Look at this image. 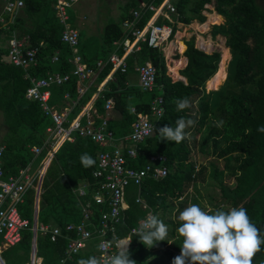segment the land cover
Segmentation results:
<instances>
[{
  "label": "trees",
  "instance_id": "obj_1",
  "mask_svg": "<svg viewBox=\"0 0 264 264\" xmlns=\"http://www.w3.org/2000/svg\"><path fill=\"white\" fill-rule=\"evenodd\" d=\"M140 1L142 0H128L120 21H110L104 26L102 46L98 52L90 56L84 52L80 32V52L84 61L92 66H96L100 59L106 61L104 67L98 69L97 83L103 82L113 68L112 62L108 61L110 55L113 52L123 54V40L127 30L122 27V22L132 16ZM144 1L160 5L164 0ZM172 1L176 5L178 18L190 23L193 19L205 20L203 9L212 0ZM24 2L25 5L0 30L6 31L8 36L15 32L20 38H27L30 46L38 48V66L30 69L32 75L46 76L54 71L70 74L66 82L52 85L50 103L60 108L65 106V94L69 93V101H76L71 114L73 118L92 98L97 85L89 87L82 96L78 94L79 80L73 74L74 63L70 61L72 50L61 39L64 26L56 15V0ZM215 7L225 17V21L214 25L212 33L214 36L222 34L226 37V45L232 55L224 83L219 89L212 88L218 90H207L206 85L218 71L222 56L220 50L208 54L195 46L194 37L187 40L185 50L184 42L179 39V48L181 51L185 50L184 55L188 58L187 65L180 73L187 80H174L168 73L162 48L141 41L140 48L128 56L127 71L118 69L112 74L95 99V106L100 114H105L107 99H115L114 109L119 116L110 120V126L117 135H121L131 131L132 123L137 117L132 111L133 107L140 112H150L153 99L158 94L163 95L165 112L156 121L154 134L140 143L138 159L130 161V164L141 167L151 154L161 153L167 156L168 175L162 179L146 178L140 190L155 215L165 224L169 221L168 213L177 207L178 201L188 195L190 186L199 191L202 186L207 189V185L216 183L221 188L222 200L213 208L204 206L203 209H212L214 212L244 207L264 236V132L257 131L258 127L264 126V8L257 0H215ZM152 12L145 11L138 23L140 27H144ZM7 17L9 20V16ZM71 21L74 22L72 15ZM221 21L222 19L218 22ZM203 27L206 25L201 26ZM56 54L59 58L53 61ZM2 55L3 52H0V113L3 115L6 131L0 137V144L4 146L5 174H17L31 162L32 170L36 173L45 153L35 157L31 147L43 143L53 120L44 113L38 101L26 97V91L31 85L30 79L26 77V70L9 59L3 60ZM147 61L157 67V87L153 91H144L139 86L128 84L130 70L135 68L137 62ZM184 62L185 59L177 61L171 70L178 75V68ZM185 97L189 99L190 107L177 111L173 99ZM181 117L194 121L192 126L185 129L188 134L186 139L180 143L161 140L159 129L166 124L175 127L176 120ZM190 134H204L206 142L200 147V152L209 154L206 145L210 140L213 145L211 154L216 159L223 160V166L220 167L213 159L209 163L198 164L193 157ZM102 149L92 138L75 133L74 140H66L51 161L43 179L38 220L51 227L63 228L64 235L52 240L49 233L38 230L36 255L42 258L43 264H78L81 258L97 255L98 239H93L88 247L68 257V240L74 233L67 232L65 227L82 219L88 200H92V219L97 223L100 222L101 211L108 209V203L97 204L93 199V193L99 184L93 173L98 166V155ZM84 153L93 158V165L85 167L81 163L80 157ZM227 178L232 179L233 183H228ZM85 181L89 182L88 195L82 196L79 187ZM138 193V186L131 184L127 187L129 207L124 218L109 231V237L128 235L131 228L145 216L147 209L137 202ZM35 198L36 192L32 188L19 206L22 216L29 220V225L23 229L19 243L4 250L7 264L31 263ZM179 226L180 223H176V227ZM168 233L171 236L177 234L174 229ZM169 241L168 235L166 240L158 241L149 248L134 235L129 247L130 259L135 260L136 264H159L153 257L157 250H165ZM253 264H264V245L254 257Z\"/></svg>",
  "mask_w": 264,
  "mask_h": 264
},
{
  "label": "built area",
  "instance_id": "obj_2",
  "mask_svg": "<svg viewBox=\"0 0 264 264\" xmlns=\"http://www.w3.org/2000/svg\"><path fill=\"white\" fill-rule=\"evenodd\" d=\"M80 0H56V15L64 28L61 39L67 43L72 55L70 61L74 63L73 74L78 77V94L84 95L89 89L87 84L106 64L105 60L97 61L96 66L85 62L80 53L81 34L78 28L73 26L69 9ZM25 5L24 0H5V9L15 14ZM140 8L133 11L131 17L123 21V28L127 30V35L123 40L124 52H117L110 55L109 61L113 64V70L120 69L127 71L128 55L135 49L140 48L141 41H147L150 46L163 47L174 35L172 26V13L176 12V6L170 0H164L160 5L141 1ZM142 10H152L154 14L144 25L139 26L142 17ZM167 19L168 22H159V19ZM0 31V40H1ZM37 47L28 44L27 38H20L15 32L8 40V57L13 64L22 66L30 79L31 85L26 91V97L38 101L46 115H49L53 124L48 127V135L40 145L31 147L35 157L45 153L41 166L36 173L33 172L31 162L27 167L17 174L7 176L3 167L4 146L0 145V264H7L4 257V250L10 246L18 244L22 238V231L28 227L29 220L24 218L19 206L25 199L30 189L35 192L42 191V183L46 171L53 160L56 152L66 140H74V134L88 136L98 143L103 149L98 155V166L94 170V177L99 180L98 188L93 193V199L97 204L108 203V209H103L100 215V222L92 219V200H88L84 209V216L77 223H69L65 230L74 235L69 237L67 245V256L71 257L82 249L88 247L89 242L98 239V246L103 243L105 252H101L98 247L96 256L102 254L111 255L117 251L116 243L124 238L136 235L134 230H138L139 223L132 227L128 235L123 237H109L108 233L114 229L115 224L124 218V213L129 204L126 199L127 187L134 184L139 187L137 202L147 209L146 219L151 213L155 215L153 209L147 204L141 195V186L146 178L162 179L169 173L166 164L167 156L156 153L147 156L143 166L137 167L130 164V161L138 159L140 143L152 136L155 132V123L165 112L164 97L158 94L152 101L150 112H140L136 107L132 111L137 115L132 123L131 131L118 136L110 127V111L115 107V99L110 97L105 104V114H100L94 105L93 97L81 108V112L72 120H69V111L72 107L59 109L51 104V87L55 84H62L70 78V74L51 72L46 76L36 77L30 73V68L37 64ZM59 55L53 57L57 61ZM140 86L144 91H153L157 87V67L152 62L140 63L137 66ZM104 87L98 86V95ZM96 97V98H97ZM65 99L69 101L70 94H65ZM72 100V99H71ZM76 105V101H73ZM89 182L85 181L79 187L82 196L88 195ZM34 231V227H32ZM40 229L43 233H49L52 240L64 235L63 228L59 226L51 227L49 224H37V234ZM130 247V246H129ZM33 264H43L42 258ZM65 259L62 260L64 262ZM31 264V263H30Z\"/></svg>",
  "mask_w": 264,
  "mask_h": 264
},
{
  "label": "clouds",
  "instance_id": "obj_3",
  "mask_svg": "<svg viewBox=\"0 0 264 264\" xmlns=\"http://www.w3.org/2000/svg\"><path fill=\"white\" fill-rule=\"evenodd\" d=\"M172 102L177 111L190 107L187 97L174 98ZM193 124V120L181 117L176 120L175 127L167 124L161 127L159 136L161 140L180 143L188 135L185 129ZM257 131L264 132V126L258 127ZM80 160L85 167L94 164L87 153L81 155ZM178 220L180 226L176 231L183 242L181 252L173 258L172 264H253L254 257L264 245V236L244 207L213 212L192 203L179 212ZM134 231L140 241L151 248L156 242L166 240L169 230L163 220L150 213L146 219L139 221V228ZM131 242L127 237L121 239L115 245V253L81 258L78 264H136L130 259ZM98 247L102 253L105 252L103 243Z\"/></svg>",
  "mask_w": 264,
  "mask_h": 264
},
{
  "label": "rangeland",
  "instance_id": "obj_4",
  "mask_svg": "<svg viewBox=\"0 0 264 264\" xmlns=\"http://www.w3.org/2000/svg\"><path fill=\"white\" fill-rule=\"evenodd\" d=\"M127 1L128 0H80L69 9L70 14L74 17L73 26H75L79 29L80 32H82L84 52L88 56L100 50L102 46L101 36L104 26L110 21H120L121 14L124 11V5ZM257 2L264 8V0H257ZM216 15V13H212L210 15L208 23H217L219 19L222 18H217ZM211 18H213V20H211ZM195 27H198L196 23ZM202 29L207 30L208 26L203 27ZM180 30L182 33H184L185 31L183 28ZM188 31L192 32L193 29H189ZM209 33L211 34V30L207 31V34ZM218 37L222 38L220 35ZM179 38H181V36H177V39ZM201 40H203V38H201ZM209 41L211 44L209 48L214 47L213 42L210 39L207 40V42ZM219 42L220 40L216 43ZM170 45V47L168 48L169 53L165 54L168 64V71H170V74L173 77L178 78V75H176L171 70V67H174L177 64V60L179 57L176 55V53H179V51H176V49H174V51L172 52V44ZM167 46L168 45H166L165 48ZM219 47L222 50H220L222 52V58L219 69L216 72L215 76L207 83L208 87H210L211 89L218 88L226 79L227 66L229 60L231 59L230 49L223 42L216 46V48ZM90 81L87 82V84L90 83ZM111 111L114 112L115 109ZM5 131L6 128L3 125V115L0 113V137L4 134ZM190 137L191 145L194 149L193 157H195L198 164L209 163L213 159L218 162L220 167L223 166V160H218L211 154L213 145L211 144L210 140H208V144L206 145V148L209 150V154H203L200 152V147L204 146L206 142L204 134H198L197 136L190 134ZM226 181L231 184L233 183V180L230 178H227ZM206 187L207 189H204L205 187L202 186L199 191H197L190 186V188L188 189V195L182 200L178 201L177 207L174 208L172 212L168 213L167 219H169V221L166 225L168 226L169 231L173 229L176 231V229L178 228L176 227V223H180V221L178 220L179 212L189 204L196 203L199 204L202 208L204 206H206L207 208H213L215 207L216 203L222 200L221 188L218 184L215 183L207 185ZM169 233L168 235L170 236V241L168 246L165 248V250H157L155 256L153 257V260L159 262V264H172L173 258L179 255L181 252L180 246L183 242L182 237H180L178 233L175 236H171Z\"/></svg>",
  "mask_w": 264,
  "mask_h": 264
},
{
  "label": "crops",
  "instance_id": "obj_5",
  "mask_svg": "<svg viewBox=\"0 0 264 264\" xmlns=\"http://www.w3.org/2000/svg\"><path fill=\"white\" fill-rule=\"evenodd\" d=\"M144 1V0H143ZM172 3H173V1L172 0H170ZM141 4V1L139 2V5L136 7V8H134V10H136V9H139L140 8V5ZM174 4V3H173ZM175 5V4H174ZM176 6V5H175ZM145 11L146 10H142L141 12H142V15L145 13ZM212 13H216L219 17H222V18H220V19H222V21L221 22H212V23H208L209 22V18H210V15L212 14ZM154 14V11L152 12V15ZM203 14L206 16V18H205V20H203V21H201V20H199V19H193L190 23H186V22H183V21H181L179 18H178V12H177V9H176V12H174V13H172V19H173V22H172V26L174 27V28H176V30L174 31V35H173V37H172V39L170 40V41H168V42H166V44L163 46V47H161L162 48V50L164 51V54H168L169 52H168V48L171 46L170 44H172V52L174 51V49H176V51H179V53H176V55L179 57L178 58V60L177 61H181L182 59H185V62H184V64L182 65V66H180L179 68H178V78H175V77H173L171 74H170V71H168V73L173 77V79L174 80H177V79H182V80H187L186 79V77H184L180 72H181V70L187 65V63H188V58L184 55V52H185V50L187 49V44H186V42H187V40H190L192 37H194L195 38V46L198 48V49H201V50H203L204 52H206V53H208V54H210V53H212L214 50H221V48L219 47V48H216V46L217 45H219L221 42H223L225 45H226V37L224 36V35H222V34H218V35H216V36H214L213 35V33H212V28L214 27V25H220V24H222L224 21H225V17L222 15V14H220V13H218V11H217V9H216V7H215V0H212L211 2H209V3H206L205 4V7H204V9H203ZM71 15V14H70ZM133 15V14H132ZM152 15H151V17H152ZM7 16H9V20L7 19L8 17ZM13 16H14V14H11V13H9L6 9H5V0H0V29L2 28V27H5L7 24H8V22L10 21V19H12L13 18ZM150 17V18H151ZM149 18V19H150ZM148 19V20H149ZM219 19V20H220ZM159 22L161 21V22H168V20L167 19H159L158 20ZM72 22V21H71ZM195 23L197 24V26L198 27H195ZM122 24H123V22H122ZM207 24V25H206ZM202 25H206V26H208V29L207 30H204V29H202L201 28V26ZM122 27H123V25H122ZM184 29L185 31H184V33H182L181 32V30L180 29ZM189 29H193V31L192 32H190V31H188ZM209 30H211V34L209 33V34H207V31H209ZM1 31V30H0ZM2 34H1V40H0V52H3V55H2V59L3 60H8L9 59V57H8V40H9V38L11 37V36H8V34L6 33V31H2L1 32ZM179 33L181 34V35H179ZM12 35V34H11ZM221 36L222 38H219L218 36ZM177 36L179 37V36H181V38H179L180 40H182L183 42H184V44H185V50L184 51H181L180 50V48H179V45H178V41H179V39H177ZM176 39H175V38ZM201 38H203V40H201ZM211 40L212 42H213V46L214 47H212V48H209V46L211 45L210 44V41L209 42H207V40ZM220 40V42L219 43H216L217 41H219ZM166 45H168L166 48H165V46ZM170 45V46H169ZM227 46V45H226ZM228 47V46H227ZM230 49V48H229ZM79 50H80V48H79ZM135 50H138V49H135ZM134 50V51H135ZM222 51V50H221ZM81 53V52H80ZM113 53H115V52H113ZM222 53V52H221ZM231 53V52H230ZM119 54V53H118ZM122 55V54H121ZM129 56V55H128ZM165 57H166V55H165ZM231 57H232V55H231ZM110 58V57H109ZM221 58H222V56H221ZM109 61V60H108ZM230 61V60H229ZM106 62V61H105ZM127 62H128V57H127ZM148 62H150V61H148ZM221 62V61H220ZM141 62H137L136 64H135V68L133 69V70H130V72H129V82H128V84L129 85H135V86H139L140 88H141V86H140V82H139V74H138V71H137V66L140 64ZM229 63V62H228ZM37 64H38V59H37ZM34 65L33 67H37L38 65ZM220 65V64H219ZM167 66H168V64H167ZM228 67V66H227ZM32 68V67H31ZM30 68V69H31ZM128 68H129V62H128ZM219 69V68H218ZM54 72H57V71H54ZM115 71L113 70V68H112V70H111V72H110V74L108 75V77L103 81V82H101V83H97V78H98V74H96V76H94L92 79H91V81L90 80H88V82L90 81V83H89V85H90V87L91 86H93V85H97V90L94 92V94L92 95V97H93V99L95 100L96 99V97H97V95H98V86H100V87H104V85L106 84V82H107V80L112 76V74L114 73ZM215 76V75H214ZM213 76V77H214ZM27 77V76H26ZM38 77H42V76H38ZM212 77V78H213ZM227 77V76H226ZM211 78V79H212ZM210 81V80H209ZM208 81V82H209ZM207 82V83H208ZM224 83V82H223ZM222 83V84H223ZM221 84V85H222ZM220 85V86H221ZM220 86H219V88H220ZM206 87H207V90H218V89H211L210 87H208V84L206 85ZM94 105H95V101H94ZM58 107V106H57ZM64 107H72L71 108V110L69 111V115H68V117H69V120H72L73 118H75L80 112H81V110L76 114V116L75 117H71V114H72V112H73V109L75 108V105H73L72 104V102H70V101H68L67 100V104L65 105V106H63V107H58L59 109H62V108H64ZM113 110V109H112ZM111 113H109L110 114V120H113V119H115V118H117L118 116H119V113L117 112V111H110ZM111 127V126H110ZM116 133V132H115ZM116 135H117V133H116ZM121 135H124V134H121ZM121 135H118V136H121ZM0 145H3V144H0ZM33 167V166H32ZM33 169V168H32ZM43 184V183H42ZM34 216H35V207H34ZM2 237L0 236V239H1ZM39 259H37L36 258V260H35V262L36 261H38Z\"/></svg>",
  "mask_w": 264,
  "mask_h": 264
},
{
  "label": "water",
  "instance_id": "obj_6",
  "mask_svg": "<svg viewBox=\"0 0 264 264\" xmlns=\"http://www.w3.org/2000/svg\"><path fill=\"white\" fill-rule=\"evenodd\" d=\"M40 194L41 192H37L36 198H35V216H34V236H33V247L31 252V264L34 263V261L37 258L36 252H37V224L39 222L38 216H39V210H40Z\"/></svg>",
  "mask_w": 264,
  "mask_h": 264
},
{
  "label": "bare ground",
  "instance_id": "obj_7",
  "mask_svg": "<svg viewBox=\"0 0 264 264\" xmlns=\"http://www.w3.org/2000/svg\"><path fill=\"white\" fill-rule=\"evenodd\" d=\"M38 261H39V260H38ZM35 263H37V261H36Z\"/></svg>",
  "mask_w": 264,
  "mask_h": 264
}]
</instances>
